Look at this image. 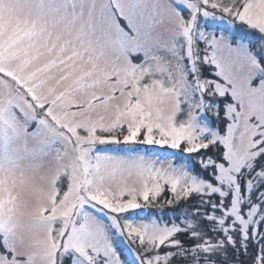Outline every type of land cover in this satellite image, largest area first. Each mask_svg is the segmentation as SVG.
Returning a JSON list of instances; mask_svg holds the SVG:
<instances>
[{
    "label": "snow or ice",
    "instance_id": "1",
    "mask_svg": "<svg viewBox=\"0 0 264 264\" xmlns=\"http://www.w3.org/2000/svg\"><path fill=\"white\" fill-rule=\"evenodd\" d=\"M0 264H264V0H0Z\"/></svg>",
    "mask_w": 264,
    "mask_h": 264
}]
</instances>
